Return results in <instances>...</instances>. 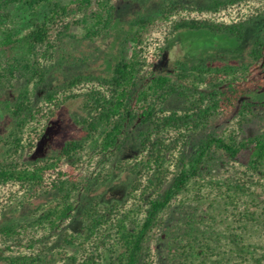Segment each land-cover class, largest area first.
<instances>
[{
	"label": "trees",
	"instance_id": "1",
	"mask_svg": "<svg viewBox=\"0 0 264 264\" xmlns=\"http://www.w3.org/2000/svg\"><path fill=\"white\" fill-rule=\"evenodd\" d=\"M250 1L212 0L200 6L164 0L157 16L132 25L143 33L131 32L132 40L141 44L156 27L165 26L170 35L192 37V45L202 49L241 43L255 20L226 22L214 16ZM17 5L42 19L16 30L11 10ZM116 16L114 0H0V52L7 57L6 67L0 61V80L20 77L26 82L7 106L15 125L7 141L11 153L18 155L25 134L57 118L67 102H80L87 114L83 138L68 141L55 157L27 168L0 164V185L56 191L55 203L40 205L43 212L34 221L0 228L6 241L30 239L31 249L0 255V264H55L62 253L49 252V240L37 238L38 230L55 232L74 218L79 195L88 188L66 172L58 171L53 180L48 175L63 160H78L88 144L106 157L131 140L139 144L140 154L120 165L133 178L127 195L109 204L95 199L83 208L82 230L58 236L62 249L72 251L65 264H146L147 243L159 227H165L174 264H264V130L240 139L212 129L217 119L233 112L242 114L244 123L256 115L260 104L249 96L264 90V36L255 39L247 63L178 61L172 72L144 75L140 56L133 55L117 62L110 75L72 77L37 101L30 86L47 80L42 61L55 52L53 32L62 39L82 27L92 41L108 33ZM175 102L179 107L171 108ZM227 163L244 171L223 176L218 170ZM37 243L41 249L32 251Z\"/></svg>",
	"mask_w": 264,
	"mask_h": 264
},
{
	"label": "rangeland",
	"instance_id": "2",
	"mask_svg": "<svg viewBox=\"0 0 264 264\" xmlns=\"http://www.w3.org/2000/svg\"><path fill=\"white\" fill-rule=\"evenodd\" d=\"M71 4L75 0H62ZM164 0H114L117 6V16L113 26L107 34H103L94 40L86 39V30L75 27L69 37L58 39L57 31L53 32L56 48L52 58L42 61L48 70L47 80L41 86L31 85L36 89V100L43 97L57 86H61L72 77L83 76H107L111 69L122 59H130L133 55H139L143 63L144 75L150 71L172 72L176 69L178 61H184L189 65L209 63L212 65L243 64L249 61V54L253 43L258 36H264V0H252L239 6L230 7L215 15L214 18L226 22H238L241 20H255L247 30L246 39L241 42H231L217 49H202L198 44L192 45V37L172 36L165 26L156 27L153 32L146 35L141 44L132 40L131 32L141 36L139 28L132 29L138 20H148L157 16L163 7ZM187 4L205 5L212 0H180ZM11 13L16 21V30H25L28 22L34 23L42 19L41 14L37 17L17 5ZM262 17L257 20L256 17ZM140 32V33H139ZM135 35V34H134ZM2 34L0 33V41ZM164 50V55L162 51ZM163 57V58H162ZM7 57L0 52L2 66L6 67ZM24 78H16L11 81L0 80V164L16 163L19 168L31 167L39 159L55 157L64 145L71 140L83 138L85 127L84 119L87 118L80 102H67L61 109L58 117L49 124L37 126L29 130L23 140L25 148L18 155L11 153V146L7 142L15 128L14 121L8 111V105L16 101L18 95L25 89ZM249 100L259 103L255 116H248L243 122V116L239 112L221 117L213 123V131L224 135H236L240 139L259 134L264 130V90L254 91ZM40 102V103H41ZM39 103V104H40ZM174 103L171 108H178ZM139 144L136 141L129 142L120 152L108 154L106 157L94 153L92 144H88L78 160H63L57 172H51L48 178H57L58 171L74 175L81 183L84 182L87 190L79 195L77 201L76 216L65 221L55 232L45 233L38 230L37 238L47 239L48 251L56 255L55 264H65V256L71 255L72 251L64 250L58 236L63 233H78L84 224L82 211L90 202L99 199L103 203H113L123 200L129 191L133 178L128 171L121 172L120 165L132 162L139 157ZM244 167L239 164H222L218 172L223 176H235L241 174ZM106 175L109 182H103ZM49 180L48 182H50ZM84 186V189H85ZM56 191L41 189L38 192H28L26 188L18 184L10 183L0 185V228L5 225L30 223L34 221L42 210L55 203ZM176 215V214H175ZM173 215L172 218H178ZM165 227H159L152 232L149 238L146 264H174L169 258V238L165 235ZM30 239L24 238L20 244L7 240L0 236V255H11L19 252H31ZM57 241V243L55 242ZM42 243L35 244L34 250L41 249ZM60 251V252H59Z\"/></svg>",
	"mask_w": 264,
	"mask_h": 264
}]
</instances>
